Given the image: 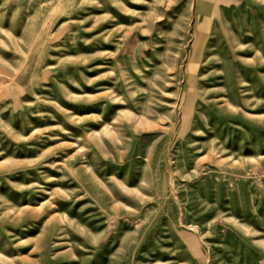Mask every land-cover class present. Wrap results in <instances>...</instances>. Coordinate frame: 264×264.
Masks as SVG:
<instances>
[{"label":"rangeland","instance_id":"obj_1","mask_svg":"<svg viewBox=\"0 0 264 264\" xmlns=\"http://www.w3.org/2000/svg\"><path fill=\"white\" fill-rule=\"evenodd\" d=\"M0 264H264V0H0Z\"/></svg>","mask_w":264,"mask_h":264}]
</instances>
